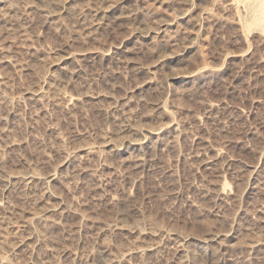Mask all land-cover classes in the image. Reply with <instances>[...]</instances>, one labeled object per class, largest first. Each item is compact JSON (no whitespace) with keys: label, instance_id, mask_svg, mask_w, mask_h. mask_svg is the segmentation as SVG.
Instances as JSON below:
<instances>
[{"label":"rangeland","instance_id":"obj_1","mask_svg":"<svg viewBox=\"0 0 264 264\" xmlns=\"http://www.w3.org/2000/svg\"><path fill=\"white\" fill-rule=\"evenodd\" d=\"M251 6L0 0V264H264Z\"/></svg>","mask_w":264,"mask_h":264},{"label":"bare ground","instance_id":"obj_2","mask_svg":"<svg viewBox=\"0 0 264 264\" xmlns=\"http://www.w3.org/2000/svg\"><path fill=\"white\" fill-rule=\"evenodd\" d=\"M241 1V0H240ZM248 4V3H247ZM250 4H252V12L254 16L258 17L255 21L256 24L262 26L264 30V0H250ZM251 11V10H250ZM259 14V15H258ZM249 15V14H248ZM252 15V14H251ZM252 17V16H251ZM248 20V19H247ZM254 21V23H255ZM250 22V21H248ZM249 25V23H248ZM251 26V25H250Z\"/></svg>","mask_w":264,"mask_h":264}]
</instances>
